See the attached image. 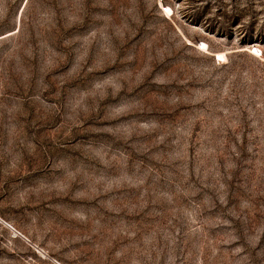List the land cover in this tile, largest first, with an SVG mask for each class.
I'll list each match as a JSON object with an SVG mask.
<instances>
[{
  "label": "rangeland",
  "instance_id": "obj_1",
  "mask_svg": "<svg viewBox=\"0 0 264 264\" xmlns=\"http://www.w3.org/2000/svg\"><path fill=\"white\" fill-rule=\"evenodd\" d=\"M0 264H264V0H0Z\"/></svg>",
  "mask_w": 264,
  "mask_h": 264
},
{
  "label": "bare ground",
  "instance_id": "obj_2",
  "mask_svg": "<svg viewBox=\"0 0 264 264\" xmlns=\"http://www.w3.org/2000/svg\"><path fill=\"white\" fill-rule=\"evenodd\" d=\"M215 56H216L217 58H219V57H223V56H224V53L217 52V53H215Z\"/></svg>",
  "mask_w": 264,
  "mask_h": 264
}]
</instances>
